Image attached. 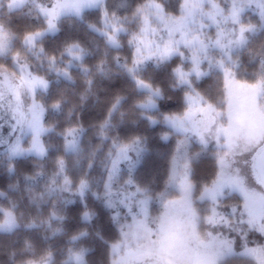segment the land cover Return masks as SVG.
<instances>
[{
	"label": "snow or ice",
	"instance_id": "obj_1",
	"mask_svg": "<svg viewBox=\"0 0 264 264\" xmlns=\"http://www.w3.org/2000/svg\"><path fill=\"white\" fill-rule=\"evenodd\" d=\"M168 3L0 0V171L15 177L0 188V250L10 264L58 256L88 264L89 249L78 245L99 217L89 197L115 227L114 237L94 233L107 264H264V0H178L175 11ZM70 16L97 17L87 23L104 44L95 64L78 39L45 47ZM113 65L129 87L108 97L89 139L79 109L96 74L111 80ZM73 68L86 92L65 109L62 92L49 99L50 74L72 81ZM211 79L215 95L200 90ZM174 96L183 110H162ZM65 111L78 118L60 127L54 114ZM141 123L159 128L160 141L177 138L160 187L135 175L150 138L120 134ZM205 159L213 172L198 180Z\"/></svg>",
	"mask_w": 264,
	"mask_h": 264
},
{
	"label": "trees",
	"instance_id": "obj_2",
	"mask_svg": "<svg viewBox=\"0 0 264 264\" xmlns=\"http://www.w3.org/2000/svg\"><path fill=\"white\" fill-rule=\"evenodd\" d=\"M116 0H112L114 4ZM142 0H133L134 5L141 3ZM178 6V0H169L167 7L171 11H175ZM96 16H89L87 21H82L79 18H66L62 22V30L59 36L55 39H50L45 41V47L49 51H54L58 49L64 41H69L72 39L80 40L87 48L90 49V54L87 57L88 63L90 65L95 64L100 58V54L103 52L104 44L101 37L96 33L87 30L88 22H95ZM35 23V21H32ZM94 71V70H93ZM92 75V73H89ZM73 80H59L57 81L54 74H50L53 80L51 96L49 99H55L62 92L66 97L65 109L71 107L73 104L81 103V95L85 94V74L79 68H73L72 72ZM96 83L94 87L87 90V99L83 100L82 105L79 109L80 115L79 119L85 125L87 129V136L89 139H93V134L95 129L91 127L97 121L101 120L105 114V110L108 107L107 99L112 93L125 89L129 87L128 81L125 77H121L116 73L115 66L113 65L112 79L102 77L100 74L95 76ZM201 91L209 89L215 95L216 83L215 79L207 80V82L201 81ZM162 110L179 112L183 110V102L179 96H174L171 100L167 101L162 105ZM56 120L60 123V127L65 126V121L68 119L76 120L78 118L76 112H73L71 117H68L67 111L63 114H54ZM121 135H146L150 138L151 143L149 145L150 151L149 156L143 163L141 167L137 170L138 178L142 181L151 180L152 183L160 187L164 179H166V173L170 168L173 150L176 147V142L174 139L168 142L160 141L158 139L160 135V129L147 126L141 123L139 126H124L120 131ZM53 144L58 145L60 142L58 136L54 135L50 138ZM95 141L93 140V143ZM55 156V153H52ZM70 163L75 165V158L70 157ZM31 161L28 162L29 166ZM23 167V166H22ZM213 172V162L211 160H203L200 165L196 168V179L206 180ZM15 182V177L8 175L4 171H0V188L6 187L8 183ZM89 205L96 207L99 217L96 225L90 229L93 233L91 238H86L83 240L82 244L78 246L87 247L89 252L86 256L88 264H107V253L103 243L95 237L94 233L97 229H100L106 238L115 236V227L110 225L108 220V215L102 207L97 206V204L92 200L91 197L88 198ZM79 205L72 206L70 214L75 215ZM24 220L27 221L28 217L25 216ZM75 221L72 222V227L75 226ZM49 235H51V230H49ZM60 235V234H58ZM31 242L34 247L39 249L43 245L41 244V239L39 236H32ZM53 247L62 246L59 241H53ZM66 257L58 256L57 264H62L63 259ZM0 264H10L9 255L7 252L0 250Z\"/></svg>",
	"mask_w": 264,
	"mask_h": 264
},
{
	"label": "rangeland",
	"instance_id": "obj_3",
	"mask_svg": "<svg viewBox=\"0 0 264 264\" xmlns=\"http://www.w3.org/2000/svg\"><path fill=\"white\" fill-rule=\"evenodd\" d=\"M118 3H120V0H116V1L114 2L113 5L118 4ZM72 17L76 18L75 16H70L69 18H72ZM245 69H246L249 73H251V72L254 71L253 68H251V67L248 66V64H247V58H246V57H245ZM172 139H174L175 142H176V139H177V138L173 136V137L170 138V140H172ZM164 142H168V141H164ZM175 149H176V147L174 148V150H173V154H172V155L175 154ZM149 155H150V154L148 153L147 156H146V158H145V160L147 159V157H148ZM205 160H211V159H205ZM211 161H212V160H211ZM45 166H46L47 168H51V161H49ZM135 175H137V172L135 173Z\"/></svg>",
	"mask_w": 264,
	"mask_h": 264
}]
</instances>
